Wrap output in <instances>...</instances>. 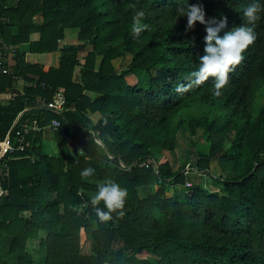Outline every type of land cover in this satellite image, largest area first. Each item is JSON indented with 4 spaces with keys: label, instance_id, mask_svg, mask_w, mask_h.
Wrapping results in <instances>:
<instances>
[{
    "label": "trees",
    "instance_id": "trees-1",
    "mask_svg": "<svg viewBox=\"0 0 264 264\" xmlns=\"http://www.w3.org/2000/svg\"><path fill=\"white\" fill-rule=\"evenodd\" d=\"M188 2L202 4L207 17L227 16L221 35L243 23L245 7L264 5ZM183 6L0 0L2 35L18 48L12 74L0 84V137L14 142L28 118L41 127L27 134L26 151L5 153L0 162V264H264V14L256 41L217 97L211 78L176 91L198 68L206 34L200 22L185 32L187 18L177 13ZM141 9L150 28L135 36L133 17ZM68 29L78 30L77 46L61 45ZM57 51L55 66L26 60L27 53ZM17 77L29 85L13 97ZM59 87L67 96L63 116L46 107ZM54 119L60 127H51ZM49 129L59 139L54 154L45 147ZM199 131L209 150H197L192 165L177 149L181 137L195 145ZM71 142L83 153H74ZM86 167L95 173L82 178ZM108 179L128 196L123 215L101 224L90 198Z\"/></svg>",
    "mask_w": 264,
    "mask_h": 264
},
{
    "label": "clouds",
    "instance_id": "clouds-1",
    "mask_svg": "<svg viewBox=\"0 0 264 264\" xmlns=\"http://www.w3.org/2000/svg\"><path fill=\"white\" fill-rule=\"evenodd\" d=\"M183 5L178 8L177 13L178 17L187 18L185 32L191 31L196 23L200 22L205 26L206 34L203 54L198 57V68L186 78L188 84L177 85L176 91L181 92L189 86L199 87L211 78L214 82L212 94L219 97L222 94V89L229 83V74L241 63L245 58V50L257 39L256 23L264 14V5L253 3L245 7L242 12L243 23L224 32L223 35L221 32L228 25L227 16L207 17L202 4H191L188 0H183ZM145 18L144 10L136 11L131 28V32L135 36L149 30V24L143 22ZM104 123L107 124V120ZM94 173V168L86 167L80 175L82 178H87ZM127 196V189L112 179L99 183L95 195L90 198V206L97 222L103 224L111 220L113 213L123 215L121 210L125 207ZM101 202L102 207L100 206ZM74 211L79 213L82 209L74 208Z\"/></svg>",
    "mask_w": 264,
    "mask_h": 264
},
{
    "label": "built area",
    "instance_id": "built-area-1",
    "mask_svg": "<svg viewBox=\"0 0 264 264\" xmlns=\"http://www.w3.org/2000/svg\"><path fill=\"white\" fill-rule=\"evenodd\" d=\"M5 20L6 18L0 17V84H1L2 77L4 75L12 74V70L9 67V62L14 57V55H16V53L18 52L17 47L7 44L4 40L2 31H1V23L4 22ZM16 79H18V77ZM21 93L22 92L15 91L13 93V97H17L21 95ZM46 107L48 108V110L54 112L55 114L59 116H63V113L67 110L66 89L64 87L58 88L53 98L47 103ZM22 115L23 113L19 114L11 130L14 129L15 125L18 123ZM60 126H61V123L58 119H54L51 123V127L58 128ZM21 129L22 130H20V132L16 136L14 142L11 141L10 137H7V139L5 140L0 137V162L3 159V156L5 153L15 154L17 152L26 151L31 145L30 141H28L27 139V134H29L31 130H40L41 127L37 124H35V126L31 125L30 119L28 118L26 122L22 124ZM70 147L72 151L76 154L83 153V148L79 146L77 143L71 142ZM154 163H155V166L158 167L157 162L155 161ZM122 166H124V164H122ZM4 167L6 169L5 175H7L8 174L7 163H4ZM186 172L202 174V172L195 167L186 168ZM188 185L191 186V183L189 182ZM2 193L3 191L1 190L0 195Z\"/></svg>",
    "mask_w": 264,
    "mask_h": 264
},
{
    "label": "rangeland",
    "instance_id": "rangeland-1",
    "mask_svg": "<svg viewBox=\"0 0 264 264\" xmlns=\"http://www.w3.org/2000/svg\"><path fill=\"white\" fill-rule=\"evenodd\" d=\"M77 33L78 30L76 29H68L67 30V38L65 41L61 43V45H78L77 40ZM88 49V48H87ZM86 49V50H87ZM86 50L82 52V55L86 53ZM47 56L49 57V60L52 61L51 64H48V66L56 65V63L59 61L60 58V51L54 52V53H47ZM128 62L130 61V57L127 58ZM200 135L195 137V145H192L191 143V137H188L186 140L184 138H180V147H178L177 151L180 156V160L188 159L192 165L195 164L196 161V152L197 150L201 151H208L209 146L206 144L205 139L202 136L201 131ZM45 147L48 151L51 153H57L59 147V139L54 137L53 132L49 130H45ZM221 163L220 158H216L212 162V168L218 175L219 172H222L220 169ZM220 174V173H219ZM88 248V247H87ZM33 252V249H31Z\"/></svg>",
    "mask_w": 264,
    "mask_h": 264
},
{
    "label": "crops",
    "instance_id": "crops-1",
    "mask_svg": "<svg viewBox=\"0 0 264 264\" xmlns=\"http://www.w3.org/2000/svg\"><path fill=\"white\" fill-rule=\"evenodd\" d=\"M42 17H43L42 15H39L38 20L42 21ZM36 38H37V35H34L33 39H36ZM26 60L27 62L31 64H39V65H45V66H48V64L52 63V61L49 60V57L47 56L46 53H27ZM58 63L59 61L56 63V65H58ZM52 66H55V65H52ZM16 80L17 81L15 82V91H19V92H22L21 94H24L25 87L29 85V82L26 81L22 77H18V79Z\"/></svg>",
    "mask_w": 264,
    "mask_h": 264
}]
</instances>
